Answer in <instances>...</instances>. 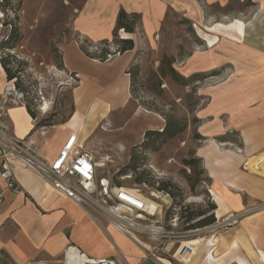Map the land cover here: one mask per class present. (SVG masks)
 I'll return each mask as SVG.
<instances>
[{"label":"crops","instance_id":"1","mask_svg":"<svg viewBox=\"0 0 264 264\" xmlns=\"http://www.w3.org/2000/svg\"><path fill=\"white\" fill-rule=\"evenodd\" d=\"M120 10L139 17L130 35L136 40L134 48L105 61L85 56L79 41L111 42ZM171 14L197 37L204 24L214 23L206 37L207 50L181 58L183 76L223 68L232 72L209 91L204 111L208 121L200 128L201 136L210 140L196 148L210 189L225 207L221 216L264 204V175L242 169L250 158L264 153V0H83L71 23L76 38L58 46L62 71L73 79L71 120L37 128L38 118L32 119L25 106L7 105L2 120L8 135L28 139L40 156L52 160L70 134L85 142L103 134L101 125L122 131L127 121L118 119L133 102L128 69L136 52L154 42ZM198 40V46L206 44ZM7 83L0 64V96ZM13 172L18 194L0 178V264L58 261L69 245L88 257L118 264H173L147 257L146 249L106 222L95 221L44 178L22 168ZM174 258L182 264H264V209L242 218L217 238L182 242Z\"/></svg>","mask_w":264,"mask_h":264},{"label":"rangeland","instance_id":"2","mask_svg":"<svg viewBox=\"0 0 264 264\" xmlns=\"http://www.w3.org/2000/svg\"><path fill=\"white\" fill-rule=\"evenodd\" d=\"M82 1L0 2V43L6 42L5 47H8L5 50L0 46V56L9 59V67L17 77V83L26 95L30 108L35 112L37 123H42V126L59 125L71 120L73 85L62 71L58 46L72 37L76 38L72 33L71 23ZM213 24L206 23L201 27L202 31L199 29L197 35L206 41V44L198 46L196 34L189 32L177 15H169L154 42L145 44L136 52L131 66L137 68L133 78V102L118 119L119 123L127 121L126 126L122 131L113 132L109 128L102 131V125H99L103 134L83 141L84 149L97 160L107 159L106 167L101 172L108 175L113 184L119 183L126 188L139 189L158 205V213L151 222L155 227L162 229L161 238L152 244L148 237L141 236L139 239L143 244H140V247L143 251L146 248L144 244L154 247L151 252H146L147 257L162 258L173 264H182L174 259L182 242L211 236L207 230L216 224V216H221L224 211L222 209L225 208L221 199L210 189L211 185L203 165L197 160L196 148L205 143V140H210L201 136L200 128L208 121V117H205V107L209 102V91L224 82L227 72L230 75L232 72L225 68L217 69L208 72L207 75L210 76L195 81L193 77L183 76L180 71L182 57L194 51L207 50L206 37ZM117 37L130 38V35L122 32L121 36L117 33ZM134 42L136 40L133 38V48ZM100 49L101 46L97 45L98 52ZM94 51L93 48L92 52ZM166 59H173L172 67L185 81L169 75L163 79L159 78L158 69ZM162 67L166 69L165 66ZM41 100L47 105L46 112L43 113L38 110V105L42 104ZM168 119L185 124L184 131L165 141L153 136L144 143V132L161 131ZM210 143L214 141L207 144ZM259 156L250 159L255 160ZM129 166H135L137 170H129ZM126 167L127 171L122 173ZM242 169L259 174L245 167ZM140 176L143 183L139 184L137 178ZM162 182L169 183L165 191L159 188ZM210 205L215 208L209 209ZM263 209L264 204L258 203L234 214H241V220ZM198 211L204 215L185 221L190 213ZM209 215L214 219L213 224L196 229L188 228L197 220ZM97 229L102 232L99 227ZM228 230L229 228L218 229L215 231L216 238ZM199 254L200 252L194 257L195 260Z\"/></svg>","mask_w":264,"mask_h":264},{"label":"built area","instance_id":"3","mask_svg":"<svg viewBox=\"0 0 264 264\" xmlns=\"http://www.w3.org/2000/svg\"><path fill=\"white\" fill-rule=\"evenodd\" d=\"M93 48L97 51L96 47H91L89 50L92 52ZM13 81L7 83L0 96V141H2L0 142V178L5 182L6 188L14 194L19 193L13 170L23 168L47 180L50 187L59 195L84 209L98 223L106 222L138 246L143 243L139 239L141 236L148 237L152 244L159 241L162 229L155 227L151 222L158 213V205L155 201L143 195L139 189L113 184L110 177L101 172L106 167L107 159L97 160L84 149L83 141L79 140L76 134L69 135L52 160L40 156L28 139H16L8 135V126L2 120L7 105L24 106L26 101V95L15 88ZM41 101L38 110L43 113L46 112L45 102ZM100 128L104 130L102 126ZM2 198L3 192L0 188V202ZM240 218L241 214L234 213L221 218L216 216V224L207 230V233L215 236V231L218 229L236 226ZM151 249L155 248L150 247L147 251L151 252ZM155 259L157 260L156 257ZM30 264L118 263L111 259L88 257L75 246L69 245L64 250L61 260Z\"/></svg>","mask_w":264,"mask_h":264},{"label":"trees","instance_id":"4","mask_svg":"<svg viewBox=\"0 0 264 264\" xmlns=\"http://www.w3.org/2000/svg\"><path fill=\"white\" fill-rule=\"evenodd\" d=\"M139 17L135 14H127L126 12H124L123 10H120L117 16V20H116V24H115V28L113 31V39L111 40V42L108 41H103L100 42L98 45V47L101 46L100 51H94L91 52L89 49L91 47H96L97 45L88 42L86 40L84 41H79V48L81 49V51L85 54V56H87L88 58L91 59H95L98 61H105L107 60L110 56L112 55H116V54H123L127 51H131L133 49V43H132V39L131 38H120L117 37V33L119 31H123L124 34L127 35H131L134 33V28L138 22ZM118 38V39H116ZM0 46L2 47V49H8L7 43L6 42H2L0 43ZM114 48V50L112 49ZM172 63H173V59H166V62L162 63L163 65H161L158 69L159 71V78L163 79L164 77H166V75H169L171 77H173L174 79L177 80H183L185 81L184 77L179 75L178 73H176V71L174 70V68L172 67ZM0 64L3 68V71L6 75L7 78V82L9 81H13L14 82V86L17 90L21 91V86L20 84L17 83V77L15 76V74L11 71L9 64L10 61L7 57H2L0 56ZM165 66L166 69H164ZM63 68V67H62ZM63 70V69H62ZM128 73L131 76V94L133 93V78L136 76L137 73V68H129L128 69ZM14 74V75H13ZM207 76H210L209 74H195L192 75L190 77H193V80L195 81H199L200 78H206ZM22 92V91H21ZM133 98V95H132ZM25 108L27 113L29 114V116L32 119H37V116L34 114L35 112L32 110V108H30L29 103L26 101L25 102ZM47 117V116H45ZM44 117V118H45ZM42 123H37L36 126H40L43 127L45 125H41ZM185 124L180 123L178 121H175L173 119H168L167 123L165 124V126L163 127V129L161 131H151V130H147L144 132V138H145V142H147L148 140H150L151 137L155 136L156 138L160 139L161 141H165L168 139H171L173 137H175L176 135H178L179 133L183 132L185 129ZM154 150H156V148H154ZM199 161H201L199 158L197 159ZM190 163H187V165H189ZM128 168H130L129 170L132 171H136L137 167L135 166H129ZM127 167L124 168V170H122V173H124V171H127L128 169ZM142 177L140 176L139 178H137V183H143L141 181ZM116 185L120 186L119 183H116ZM160 190H167V188L169 187V183H161L159 185ZM214 205H210L209 209H214ZM204 213L201 211L195 212V213H190L185 221H191L193 218H197V217H201L203 216ZM214 219L212 217V215H209L208 217H204L201 218L199 220H197L195 223H193L192 225H189L188 228L191 229H196V228H202L205 227L207 225L213 224Z\"/></svg>","mask_w":264,"mask_h":264},{"label":"bare ground","instance_id":"5","mask_svg":"<svg viewBox=\"0 0 264 264\" xmlns=\"http://www.w3.org/2000/svg\"><path fill=\"white\" fill-rule=\"evenodd\" d=\"M47 105L44 103V109H46ZM77 114V113H76ZM76 121V119H75ZM76 123V122H75ZM74 123V124H75ZM264 164V154L260 155L258 158H256L255 160H252V159H249L247 164H246V168L247 169H250L252 170L254 173H259V174H263L264 173L262 172V165ZM23 169V168H22ZM25 170V169H24ZM28 171V170H27ZM215 193V192H213ZM153 208V207H152ZM222 216L218 217V218H221ZM197 238H200V237H197ZM200 239H203V238H200ZM143 244V243H142ZM145 245V249H146V252L147 250H150V246L147 245V244H144Z\"/></svg>","mask_w":264,"mask_h":264}]
</instances>
